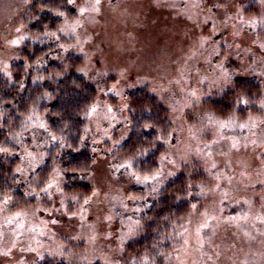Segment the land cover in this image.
I'll return each mask as SVG.
<instances>
[{
	"label": "clouds",
	"instance_id": "1",
	"mask_svg": "<svg viewBox=\"0 0 264 264\" xmlns=\"http://www.w3.org/2000/svg\"><path fill=\"white\" fill-rule=\"evenodd\" d=\"M0 264H264V0H0Z\"/></svg>",
	"mask_w": 264,
	"mask_h": 264
}]
</instances>
